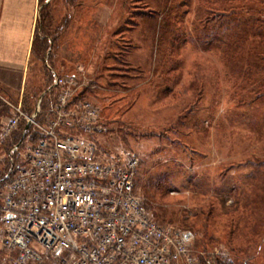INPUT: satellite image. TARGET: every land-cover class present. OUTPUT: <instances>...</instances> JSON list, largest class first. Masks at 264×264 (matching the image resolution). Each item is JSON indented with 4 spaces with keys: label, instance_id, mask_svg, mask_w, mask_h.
<instances>
[{
    "label": "rangeland",
    "instance_id": "374dc122",
    "mask_svg": "<svg viewBox=\"0 0 264 264\" xmlns=\"http://www.w3.org/2000/svg\"><path fill=\"white\" fill-rule=\"evenodd\" d=\"M238 7L38 0L17 87L0 80V179L23 163L29 139L13 145L17 131L4 137L2 127L19 104L44 115L50 67L74 75L77 100L99 112L95 127L61 133L92 142L100 158L136 157L137 192L160 223L192 233L198 264H264V3ZM0 264H17L1 233Z\"/></svg>",
    "mask_w": 264,
    "mask_h": 264
},
{
    "label": "built area",
    "instance_id": "2783aa9c",
    "mask_svg": "<svg viewBox=\"0 0 264 264\" xmlns=\"http://www.w3.org/2000/svg\"><path fill=\"white\" fill-rule=\"evenodd\" d=\"M46 75L39 103L55 93L47 119L37 120L39 104L30 114L19 104L2 127L8 137L25 120L40 135L27 140L21 166L0 180L1 240L16 263L198 264L192 233L160 223L137 192L136 157L100 158L92 142L61 133L77 121L95 127L98 108L77 100L74 75L50 67Z\"/></svg>",
    "mask_w": 264,
    "mask_h": 264
},
{
    "label": "crops",
    "instance_id": "0c3cea01",
    "mask_svg": "<svg viewBox=\"0 0 264 264\" xmlns=\"http://www.w3.org/2000/svg\"><path fill=\"white\" fill-rule=\"evenodd\" d=\"M37 2L0 0V80L12 87H17L15 82L30 50Z\"/></svg>",
    "mask_w": 264,
    "mask_h": 264
},
{
    "label": "trees",
    "instance_id": "16d2710c",
    "mask_svg": "<svg viewBox=\"0 0 264 264\" xmlns=\"http://www.w3.org/2000/svg\"><path fill=\"white\" fill-rule=\"evenodd\" d=\"M234 1H236L238 4H239V7H238V10L241 12V10H242V13L243 12H246V10L249 8V9H252L253 7H252V4H255V3H258V4H263L264 3V0H257V1H254V2H248V1H250V0H234ZM224 6V5H223ZM233 7V5L231 6V4H230V6H226V8H228V9H230L229 11H231V8ZM237 13V10L235 11V13L234 14H236ZM210 21H215V18L213 17V18H209V19H207V22H206V25L207 24H209V22ZM220 28H222V29H224V28H226V27H224V24L222 25H220L219 26ZM41 43H44V42H41ZM236 51H237V47H236ZM45 100V101H44ZM54 100H55V93H54V91L53 92H51V93H46L44 96H43V99H42V102H41V108H42V112L41 113H43L44 115L46 114V112H45V106H49V108L46 110V111H50V109H51V107H52V104L54 103ZM34 109V108H33ZM32 109V110H33ZM30 113H31V111H30ZM40 113V112H39ZM48 114H50V113H48ZM39 115L40 114H38V118L37 119H43V120H41L40 122H44V120H45V117H44V115H42V116H40L39 117ZM46 116V115H45ZM26 121L25 120H22L21 121V124H20V127H19V129L17 130V133H16V135H17V140L18 141H16V142H14L15 144H13V145H17L18 144V142H20L21 140L24 142L26 139H25V137H28L29 136V139L28 140H30V141H36L37 139H39L40 138V135L35 131V130H33L32 128H26ZM32 131H33V134H32ZM31 133V134H30ZM19 134V135H18ZM15 135V136H16ZM30 135H31V139H30ZM22 141L20 142V143H22ZM12 145V146H13ZM11 146V147H12ZM21 164L22 163H20L19 165H17L16 167H14V166H12L10 169H9V171L7 172V173H9L10 175H13V172H14V170L16 169V168H18V167H20L21 166ZM139 171V170H138ZM4 177V173H3V175L1 176V179ZM0 179V180H1Z\"/></svg>",
    "mask_w": 264,
    "mask_h": 264
},
{
    "label": "water",
    "instance_id": "95a60500",
    "mask_svg": "<svg viewBox=\"0 0 264 264\" xmlns=\"http://www.w3.org/2000/svg\"><path fill=\"white\" fill-rule=\"evenodd\" d=\"M29 125H27V127H28Z\"/></svg>",
    "mask_w": 264,
    "mask_h": 264
}]
</instances>
